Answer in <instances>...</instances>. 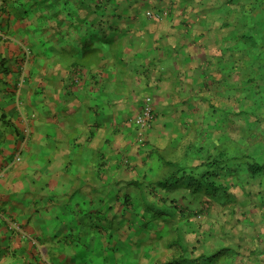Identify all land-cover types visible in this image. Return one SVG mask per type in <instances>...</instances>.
Instances as JSON below:
<instances>
[{
	"label": "crops",
	"instance_id": "0c3cea01",
	"mask_svg": "<svg viewBox=\"0 0 264 264\" xmlns=\"http://www.w3.org/2000/svg\"><path fill=\"white\" fill-rule=\"evenodd\" d=\"M97 1L0 0V264H159L171 248L175 220L146 205L182 203L157 182L203 154L185 130L219 100L220 1Z\"/></svg>",
	"mask_w": 264,
	"mask_h": 264
},
{
	"label": "trees",
	"instance_id": "16d2710c",
	"mask_svg": "<svg viewBox=\"0 0 264 264\" xmlns=\"http://www.w3.org/2000/svg\"><path fill=\"white\" fill-rule=\"evenodd\" d=\"M103 1L96 2L102 9L106 5L115 4V0H105L106 5ZM219 1L222 28L226 31L223 33L222 60L217 61L214 66L219 75L218 85H215L218 92L215 96L228 103L218 106L212 100L213 108L210 113H215L219 121L215 127L210 128L221 130V136L212 145L213 151H210L207 161L201 158V163L196 166L189 159L187 165L180 161L179 171L159 180L157 184L165 190L172 186L186 190L192 196L203 195L211 202L228 204L234 199L229 194L232 186L228 178L232 176L234 184L242 189L258 184L260 191L257 197L259 205L264 208V0ZM108 14L114 16L112 12ZM227 52L230 56L226 58ZM231 100L234 105L230 107ZM233 116L241 117L246 122L254 119L253 126L239 128L238 138L231 137L226 131L232 121L230 117ZM201 142L203 141H196ZM196 143L189 144L197 147ZM172 165L178 164L172 162ZM180 171L181 175H178ZM244 176H247L246 181ZM163 201L167 202V199ZM162 205L151 202L146 207L155 213V217L165 218L166 221L171 218L170 220H175L172 225L179 223V228L172 227L177 235L173 236L171 242V248L176 246L179 254L167 264H236L237 251L227 246L214 253H203L194 257L196 247H191L182 227L180 228V222L191 217L192 213L186 214V209L177 210V204ZM172 228L168 227L165 231L170 232Z\"/></svg>",
	"mask_w": 264,
	"mask_h": 264
},
{
	"label": "rangeland",
	"instance_id": "374dc122",
	"mask_svg": "<svg viewBox=\"0 0 264 264\" xmlns=\"http://www.w3.org/2000/svg\"><path fill=\"white\" fill-rule=\"evenodd\" d=\"M164 14L165 12L161 16ZM220 15V11L215 13L216 20ZM161 16L158 18H161ZM215 98L218 99L217 96ZM214 103L220 106L226 105L228 102L215 100ZM229 104L231 107L234 102L231 100ZM201 106L195 114L199 122L186 126L187 130H185L188 132V136L186 135L187 142L196 143L199 138L203 141L196 143L197 150L202 146L204 147L203 154L197 151L198 156L194 166L199 165L201 158L205 159L210 153L212 145L215 143L216 138L221 136L220 133L222 132L216 128L210 129V126H216L219 118L218 116L210 118L211 109H207L204 104H201ZM210 119H213L215 124L212 125ZM230 119L232 121L226 131L234 138H238L240 127L253 126L254 119L251 122H246L241 117L235 116L230 117ZM244 178L246 181L247 176H244ZM228 180L232 186L229 189V194L234 197L233 201L228 204H221L220 201L219 203H213L206 196H192L187 194L188 191L180 189L179 196L186 195V199L181 200L182 203L176 201L174 205L178 203L177 210L186 209V214L192 213L191 217H186L180 222V228L182 227V231L185 233L191 247H196L194 257L203 253H214L217 249L227 246L237 251L236 264H264V208L259 205L260 201L257 197L260 186L255 184L242 189L234 184V177L231 176ZM176 225H179V223ZM170 235H175V232ZM178 251L176 246L169 248V250L163 246L159 249V264H167L173 260L178 256Z\"/></svg>",
	"mask_w": 264,
	"mask_h": 264
},
{
	"label": "built area",
	"instance_id": "2783aa9c",
	"mask_svg": "<svg viewBox=\"0 0 264 264\" xmlns=\"http://www.w3.org/2000/svg\"><path fill=\"white\" fill-rule=\"evenodd\" d=\"M149 17H160L161 13L148 12ZM156 119V110L154 107L153 98L148 96L145 99V103L141 112L133 119L138 132V143L144 145L147 139V133L152 128L153 123ZM13 228H16L14 224L11 223Z\"/></svg>",
	"mask_w": 264,
	"mask_h": 264
}]
</instances>
